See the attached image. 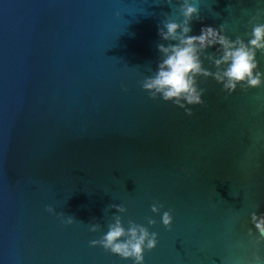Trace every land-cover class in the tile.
Listing matches in <instances>:
<instances>
[{
	"label": "water",
	"instance_id": "1",
	"mask_svg": "<svg viewBox=\"0 0 264 264\" xmlns=\"http://www.w3.org/2000/svg\"><path fill=\"white\" fill-rule=\"evenodd\" d=\"M181 2L0 0V264H134L90 243L114 215L159 234L144 264H264V85L199 77L191 116L141 86ZM193 2L191 35L264 24V0Z\"/></svg>",
	"mask_w": 264,
	"mask_h": 264
},
{
	"label": "clouds",
	"instance_id": "2",
	"mask_svg": "<svg viewBox=\"0 0 264 264\" xmlns=\"http://www.w3.org/2000/svg\"><path fill=\"white\" fill-rule=\"evenodd\" d=\"M168 3L171 4L172 0H168ZM179 12L183 17L181 22L169 16L164 26L159 28L160 37L169 43L167 46L158 45L162 58L157 71L141 82V86L152 99L162 98L165 102H173L191 116L193 112L189 105L204 104L202 97L206 90L199 87V77L214 78L229 94L235 92L238 86L247 91L249 88L264 85V72L258 70L257 60L258 52L264 54V24H254L251 38L247 42L240 37L231 39L223 24L219 29L205 26L201 28L199 35H191V23L194 19H200V9L195 6L193 0H182ZM216 46L219 47L215 53L207 51ZM204 60L214 64L216 71L206 68ZM163 207L157 202L151 206V211L160 214ZM109 208H114L119 213L127 212V208L122 205L112 204ZM48 211L53 209L49 207ZM113 219L114 222L108 225L107 233L90 242L92 246H102L106 251L124 259H132L134 264H144L146 251L157 248L159 234L150 232L148 227L132 220H129L128 226L125 227L121 215H114ZM161 219L163 225L171 230V210L163 211ZM73 222L71 219L68 221ZM253 222L264 236V219L253 213ZM147 223L155 226L157 221L148 217ZM100 229L101 225L98 223L91 227L93 232Z\"/></svg>",
	"mask_w": 264,
	"mask_h": 264
}]
</instances>
